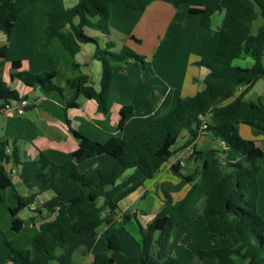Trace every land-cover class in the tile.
<instances>
[{
  "label": "trees",
  "instance_id": "trees-1",
  "mask_svg": "<svg viewBox=\"0 0 264 264\" xmlns=\"http://www.w3.org/2000/svg\"><path fill=\"white\" fill-rule=\"evenodd\" d=\"M40 1L0 0V30L7 39L12 35L20 14ZM153 2H163L175 9L185 7L187 17L199 16L201 33L211 32L212 15L224 13L212 57L196 63L209 70L203 81V90L167 106L125 141L109 139L105 143H98L72 131L78 147L71 160L56 165L40 155L36 177L46 180L49 170L73 185L78 195L70 201L68 222H62L58 217L48 221L46 217L49 211L42 215L36 210V217L31 221L39 224L28 249H18L11 241L4 239L11 264H48L51 261L63 264L82 246L85 237L113 221L120 201L152 179L160 167L168 162L182 132L188 133L187 144L194 142L201 133H209L218 144L194 151L193 155L200 166L192 173L181 176L177 185L162 187L164 206L149 225L143 227L135 219L142 238L140 256L124 255L119 239L111 235L106 240L107 251L96 253L92 264H180L169 253L172 232L176 228L187 231L198 222H204L210 233L230 241L226 247L196 250L195 255L199 260L214 258L217 264H264V219L257 211L258 161L264 157V153L254 141L245 140L239 135V126L246 125L252 128L255 136H264V98L258 103L244 99L245 91L258 79L264 78V25L255 35L251 34L256 18L261 16L264 19V0H78L73 8L51 12L45 30L48 38H56L72 57L80 51L81 45L95 44L93 58L101 66L99 90L92 87L87 76L67 80L64 86H58L53 82L57 71L32 74L19 70L18 61L12 62L11 78L46 93L63 94L68 89L75 90L77 96L94 100L97 110L106 115L109 111L113 67L132 62L146 69L147 62L127 46L116 52L113 50L114 44L108 42L104 48H100L84 34L83 29L108 35L112 4H121L133 13H143ZM74 20L78 23L74 24ZM242 55L252 58L254 63L251 68L233 65V61ZM0 56L3 53L0 52ZM243 87L245 89L236 96L237 90ZM24 98L30 105L33 103L27 96ZM20 99L16 91L3 88L0 80V108L3 104ZM67 106L76 104L73 101ZM131 111L130 107L120 109L118 129L123 128L126 116ZM203 122L206 124L205 130L200 129ZM5 145H2L0 159H11L18 164L15 148L10 155H5ZM99 155H108L111 163L92 172L78 171L79 163ZM129 170L136 172L122 180ZM172 170L179 174L177 165ZM232 179L234 186L222 204V190L225 183ZM10 186L9 175L0 165V191ZM184 186H188V189L182 200L178 205H172L170 194L179 192ZM48 187L55 189L52 182ZM32 200L17 197V205L8 209L13 232L22 229L23 222L18 213L30 206ZM154 243L157 249L152 255Z\"/></svg>",
  "mask_w": 264,
  "mask_h": 264
},
{
  "label": "crops",
  "instance_id": "crops-1",
  "mask_svg": "<svg viewBox=\"0 0 264 264\" xmlns=\"http://www.w3.org/2000/svg\"><path fill=\"white\" fill-rule=\"evenodd\" d=\"M77 3L78 0H42L29 6L20 14L9 39L0 30V52L3 53V56H0L1 86L16 91L20 98L27 96L33 100L22 116L11 112L0 115V153L2 145L5 143L4 154L6 150L12 152V149L15 148L19 160L18 164H15L11 159L9 161L0 159V165L9 175L11 181L10 187L0 191V218L4 221L6 230H10V234L8 233L7 236L0 231V242L3 245L4 239H6L11 241L16 248L26 249L21 245V238L18 237L22 233H28L24 237H28L31 242L39 224L38 222L33 224L31 221L36 217V210L42 215H46L49 211L50 213L46 217L48 221L56 217L60 218L62 222L69 221L70 201L78 193L73 185L63 181L57 174L53 175V172L49 170L46 172V180H39L36 177V171L40 155L56 165L71 160L73 152L78 147L72 131L98 143H105L109 139L125 141L163 111L164 106L172 105L180 98L191 97L203 90V81L209 70L204 66L196 65V63L202 60L208 61L212 57L218 41L217 30L224 16L223 12L212 15L211 32L201 33L199 31L200 17L196 15L187 17L185 7L175 9L163 2H153L143 13H133L121 4H112L109 34L104 35L89 28L83 29L84 34L93 39L100 48H104L108 42L114 44L113 50L116 52L123 46H127L135 53L150 59L152 67L149 72L148 62L146 69L132 62L114 66L108 99L109 111L103 115L97 110L94 100L77 96L75 90L68 89L63 94L46 93L40 88L26 87L20 80L11 78L12 62L18 61L20 63L19 70L32 74L57 71L58 74L53 82L58 86H64L67 80L87 76L92 87L96 91L99 90L101 66L93 58L95 44L81 45L80 51L72 57L62 48L56 38L49 39L45 30L48 15L51 12L73 8ZM215 17L217 20L212 26ZM77 23L78 21L74 20V24ZM262 25H264V19L258 16L252 24L251 34L255 35ZM64 31L66 32L67 28ZM175 59L181 60L184 67H180L181 63L176 65L173 61ZM253 63L252 58L246 55L233 61V65L241 68H251ZM262 64L264 66V57ZM73 65L78 67H73ZM150 75H154V78L148 80L146 77ZM244 89V87L238 89L236 96ZM263 98L264 78L258 79L245 91L244 99L258 103L262 102ZM73 101L76 106H67ZM146 102L149 103L146 104ZM123 107H130L132 111L126 116L123 128L118 129L119 111ZM239 135L247 136V140L254 141L255 145L264 153V136H255L252 128L246 125L239 126ZM187 142L188 133L182 132L173 148L174 154L168 162L160 167L152 179L146 181L142 187L120 201L113 221L109 225L98 227L89 234L91 236L85 237L82 246L63 264H92L96 253L107 251L106 240L114 234L115 225L118 226L117 228L121 226L132 239L140 238V242H136L138 244L136 245L138 249H141L142 238L139 230L135 229L128 220L131 216L137 219L138 212L136 210L129 211L130 206L139 199L148 198L154 208L150 219L152 220L164 206L162 187L177 185L181 176L192 173L195 168L200 166L197 157L187 154L188 148L192 147L196 152L207 145L218 144L209 133H201L194 142L190 144ZM111 161L112 159L108 155H99L79 163L77 169L80 173L92 172L95 169L106 167ZM258 164L260 171L257 183L258 189L262 190L264 157L258 161ZM174 165L179 167V174L172 170ZM135 172L136 170H129L121 179L124 180ZM51 182L55 189L48 187ZM149 188H153L156 195H161V198L155 201L150 196H146ZM187 189L188 186H184L179 192L170 194L172 205H178ZM262 196L263 192H259L257 211L264 219ZM17 197L32 198L33 200L30 206L18 213V217L23 222L22 229L19 232H13L11 229L12 218L8 209L17 205ZM147 222L142 226L146 227L150 224ZM26 228L30 229L29 232H25ZM100 228L102 229L99 230ZM195 228L194 225L187 231L179 228L174 229L171 238L172 244L184 240L179 238L180 235L188 239L185 233H190ZM200 231L204 237L210 233L209 231V233L205 232L204 228H200L192 238L195 239L200 235ZM116 235L121 244L120 236ZM215 239H218L219 243H225V240L220 239L218 235ZM226 243L223 247L229 245L228 242ZM172 247L173 245L171 249ZM195 248V251L202 250L199 247ZM124 255L126 254L124 253ZM133 255L127 256L135 257ZM8 258L7 262H9ZM196 259L199 263L205 261V263L217 264L214 258L199 260L196 256ZM48 264L58 263L51 261Z\"/></svg>",
  "mask_w": 264,
  "mask_h": 264
},
{
  "label": "rangeland",
  "instance_id": "rangeland-1",
  "mask_svg": "<svg viewBox=\"0 0 264 264\" xmlns=\"http://www.w3.org/2000/svg\"><path fill=\"white\" fill-rule=\"evenodd\" d=\"M216 18L217 17H215L213 19L212 26L216 23V20H217ZM145 60H146V62L149 63L148 68H149V72H150L151 67H152V65L150 63L151 60L146 59V58H145ZM173 61L176 65H180V63H181L182 65H180V67H184V63H182L181 60L175 59ZM153 76L154 75H150L146 78H148V80H150V79L154 78ZM166 107L167 106H164V108H162V109L164 110V109H166ZM242 137H243V139L247 140V138H246L247 136H242ZM169 178L171 179L170 175H169ZM173 180H175L174 177H173ZM233 186H234V180L233 179L229 180L228 182L225 183L224 188L222 190V195H221L222 204L225 202V200L229 196ZM259 192H261V193L263 192L262 200H264V182L262 183V190L259 188ZM146 196H150L155 201H156V199L161 198L160 197L161 195H158V194L156 195L153 188H151V189L149 188ZM132 210H136L138 212L136 218L138 219V221L142 225V224H145V222H147L148 220H150L152 218V212L154 211V208H153L150 200H148V198H146V199H139L136 202H134L132 204V206H130V208H129V211H132ZM154 218H155V216H154ZM153 219L147 223H151L153 221ZM128 220L133 224L135 229L138 228V225L136 224L135 218L133 216H131ZM204 226H206L204 224V222H199L198 224H196L195 225L196 228L193 229L194 231H191L190 233H185V234H187L186 236L188 239H186L185 237H182V235L179 236V238H183L186 242L184 240H182L180 242H173V244H172V241H170V243H171L170 244V250H169L170 256L177 259L180 264H210L209 262L205 263V261L203 263H199L196 261L197 259H196V256L194 255V251H195L194 249H196L195 247H199V249H202V250H204V249H216V248H220V246L223 247L226 242H228V244H229V239L220 237V239L225 240L224 241L225 243L224 244H223V242L219 243L218 239H215V238H217V235H214V234L210 235L211 233H209L208 230L205 229L206 227H204ZM115 227L116 228L114 229V234H112V235L118 234L120 236L121 252L122 253L124 252L126 255H129V256H131L133 254L135 255V257L140 256L141 255V249H138V247H137L138 244L136 243V242H140V238H137V239L133 238L132 239V237L130 235H128L127 232H125L121 226H120V228H117L118 226L115 225ZM200 228H204V231L208 232L209 235H207V237H204L203 235H201V231H200L199 232L200 235H198L195 239H193L192 238L193 234H197V231ZM0 229H1L0 231H2V233L5 234L6 236L8 235V233L10 234V230H8V231L6 230L5 223L1 218H0ZM101 229L102 228H100L99 230H101ZM25 230H26L25 232H29L30 229L26 228ZM25 234H28V233H22V235H20V237H18V238H21V245L25 246L26 249H28L30 247L29 243H31V242H29L28 237L27 238L24 237ZM89 236H91V235H89ZM116 237H117V235H116ZM156 237H157V234L155 235V239H156ZM172 245H173V247L171 249ZM226 245H227V243H226ZM134 249H138V250H134ZM156 249H157V245H156V243H154L152 255H154V253L156 252ZM136 252H137V254H135ZM8 256H9L8 250L0 242V264H10L9 262H7Z\"/></svg>",
  "mask_w": 264,
  "mask_h": 264
},
{
  "label": "built area",
  "instance_id": "built-area-1",
  "mask_svg": "<svg viewBox=\"0 0 264 264\" xmlns=\"http://www.w3.org/2000/svg\"><path fill=\"white\" fill-rule=\"evenodd\" d=\"M29 107H30L29 101L25 98H21L20 101H18V102H9V103L3 104L0 108V115L2 113H10L11 112V113H14L18 116H22V115H24V113L26 112V110ZM200 129L201 130L206 129V124L204 122L202 123ZM5 154L10 155L11 152L6 150ZM187 154L190 156H192L194 154V150L192 147L188 148Z\"/></svg>",
  "mask_w": 264,
  "mask_h": 264
}]
</instances>
